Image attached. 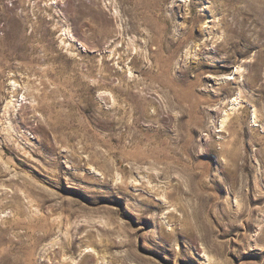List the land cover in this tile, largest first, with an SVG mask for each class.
Listing matches in <instances>:
<instances>
[{"label": "rangeland", "instance_id": "obj_1", "mask_svg": "<svg viewBox=\"0 0 264 264\" xmlns=\"http://www.w3.org/2000/svg\"><path fill=\"white\" fill-rule=\"evenodd\" d=\"M0 264H264V0H0Z\"/></svg>", "mask_w": 264, "mask_h": 264}, {"label": "bare ground", "instance_id": "obj_2", "mask_svg": "<svg viewBox=\"0 0 264 264\" xmlns=\"http://www.w3.org/2000/svg\"><path fill=\"white\" fill-rule=\"evenodd\" d=\"M11 103H13V102H11ZM224 121H223V125L224 124H226L227 123V121H228V118H225V119H223Z\"/></svg>", "mask_w": 264, "mask_h": 264}]
</instances>
